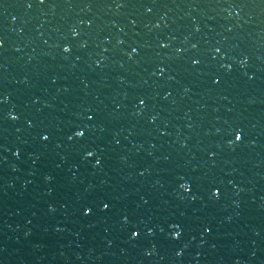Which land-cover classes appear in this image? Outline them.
I'll list each match as a JSON object with an SVG mask.
<instances>
[{
	"label": "water",
	"instance_id": "obj_1",
	"mask_svg": "<svg viewBox=\"0 0 264 264\" xmlns=\"http://www.w3.org/2000/svg\"><path fill=\"white\" fill-rule=\"evenodd\" d=\"M0 264H264V0H0Z\"/></svg>",
	"mask_w": 264,
	"mask_h": 264
},
{
	"label": "snow or ice",
	"instance_id": "obj_2",
	"mask_svg": "<svg viewBox=\"0 0 264 264\" xmlns=\"http://www.w3.org/2000/svg\"><path fill=\"white\" fill-rule=\"evenodd\" d=\"M239 138V137H238Z\"/></svg>",
	"mask_w": 264,
	"mask_h": 264
}]
</instances>
